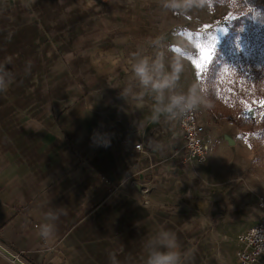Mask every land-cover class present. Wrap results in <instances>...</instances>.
Listing matches in <instances>:
<instances>
[{
    "label": "crops",
    "instance_id": "1",
    "mask_svg": "<svg viewBox=\"0 0 264 264\" xmlns=\"http://www.w3.org/2000/svg\"><path fill=\"white\" fill-rule=\"evenodd\" d=\"M167 14L160 0H0V244L23 263L140 264L164 225L194 264H239L257 198L207 194L176 119L121 95ZM0 264L17 263L0 251Z\"/></svg>",
    "mask_w": 264,
    "mask_h": 264
},
{
    "label": "rangeland",
    "instance_id": "2",
    "mask_svg": "<svg viewBox=\"0 0 264 264\" xmlns=\"http://www.w3.org/2000/svg\"><path fill=\"white\" fill-rule=\"evenodd\" d=\"M167 13L172 18L162 27L165 51L183 58L181 83L185 89L199 82L207 89L212 105L196 109L209 135L206 162L191 165L193 172L203 173L196 181L209 191L207 194L228 200L255 196L259 202L264 198V0H207L204 7L186 14ZM198 35H216L214 49L202 42L197 53ZM237 42L243 52L237 51ZM216 49L220 67L206 80V70L198 72L192 58L203 65ZM225 64L227 72L223 71ZM260 211L257 203L250 224L258 221ZM222 242L235 250L231 238ZM228 254L232 258L231 249Z\"/></svg>",
    "mask_w": 264,
    "mask_h": 264
},
{
    "label": "clouds",
    "instance_id": "3",
    "mask_svg": "<svg viewBox=\"0 0 264 264\" xmlns=\"http://www.w3.org/2000/svg\"><path fill=\"white\" fill-rule=\"evenodd\" d=\"M167 10L186 14L194 8H202L207 0H160ZM152 53L139 51L130 60V74L121 95L136 102V109L149 108L151 120L159 122L178 119L194 110L210 108L207 89L199 82H193L185 89L181 83L185 72L183 58L169 55L158 38L151 42ZM8 81L0 68V91L6 89ZM151 104H148V101ZM49 213L48 216H51ZM50 225H45V234ZM140 264H194V251L185 249L176 232L161 225L154 232L146 234L141 241ZM128 259V258H126ZM109 264H124L115 253H109Z\"/></svg>",
    "mask_w": 264,
    "mask_h": 264
},
{
    "label": "built area",
    "instance_id": "4",
    "mask_svg": "<svg viewBox=\"0 0 264 264\" xmlns=\"http://www.w3.org/2000/svg\"><path fill=\"white\" fill-rule=\"evenodd\" d=\"M176 121L183 140L181 164L187 165L193 161L205 162L208 157V150L203 140L205 127L197 111L194 110ZM133 149L142 150V144L135 143ZM258 201L261 207L259 220L236 236L235 255L239 264H264V198Z\"/></svg>",
    "mask_w": 264,
    "mask_h": 264
},
{
    "label": "snow or ice",
    "instance_id": "5",
    "mask_svg": "<svg viewBox=\"0 0 264 264\" xmlns=\"http://www.w3.org/2000/svg\"><path fill=\"white\" fill-rule=\"evenodd\" d=\"M221 32L224 31V29H220ZM197 39V43H196V49H197V53L200 51L201 49V43L204 42L207 44V46L210 48V49H214V42L218 39V37L216 35H211V36H206V35H198L196 37ZM208 41H212L213 43H207ZM236 49L237 51L239 52H243V48L241 46V44L239 42L236 43ZM192 63L193 65L196 67L197 71L200 72V71H204L207 69V66L212 63V55H209L203 62V65L201 64H198L196 63V59L195 58H192ZM220 67V66H218ZM218 67H214V71L216 70V68ZM228 70V66L225 64L223 65V71L227 72Z\"/></svg>",
    "mask_w": 264,
    "mask_h": 264
},
{
    "label": "trees",
    "instance_id": "6",
    "mask_svg": "<svg viewBox=\"0 0 264 264\" xmlns=\"http://www.w3.org/2000/svg\"><path fill=\"white\" fill-rule=\"evenodd\" d=\"M218 59H219V50L216 49L214 56L212 57V63L208 65L206 71L204 72V76L206 77V80L207 79L209 80L211 77H213L214 67H218L220 65V63H218Z\"/></svg>",
    "mask_w": 264,
    "mask_h": 264
},
{
    "label": "water",
    "instance_id": "7",
    "mask_svg": "<svg viewBox=\"0 0 264 264\" xmlns=\"http://www.w3.org/2000/svg\"><path fill=\"white\" fill-rule=\"evenodd\" d=\"M0 251L8 255L11 259H13L17 264H25L20 259L9 253L1 244H0Z\"/></svg>",
    "mask_w": 264,
    "mask_h": 264
}]
</instances>
